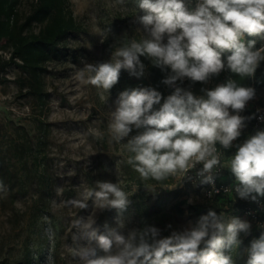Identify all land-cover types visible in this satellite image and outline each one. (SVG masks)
<instances>
[{
    "label": "clouds",
    "instance_id": "9594fccd",
    "mask_svg": "<svg viewBox=\"0 0 264 264\" xmlns=\"http://www.w3.org/2000/svg\"><path fill=\"white\" fill-rule=\"evenodd\" d=\"M135 6L144 13L136 17L143 27L142 39L121 44L114 61L86 64L82 73L89 74L88 84L110 94L121 70L137 78L145 75L140 59L145 57L166 73L161 83L172 91L167 97L152 87L120 92L107 114L111 139L126 141L132 154L127 163L143 181L155 180L168 190L178 184L169 188L163 181L178 174L186 178L193 170L201 185L214 188L224 167L217 144L224 150L235 148L226 165L235 178L232 191L239 199L259 203L264 198V130L234 144L246 122L257 118L241 115L255 98V89L227 79L214 88H202L203 95L197 96L191 85H181L185 79L206 84L226 69L241 78L254 76L264 62V46L256 48L255 40L245 42L244 36L264 38V0H197L192 10L184 0H135ZM259 119L264 121V116ZM89 200L95 210L115 209L120 215L115 227L105 223L103 232L95 212L72 221L73 241L87 242L74 250L77 264H235L240 234L251 231L248 221L210 208L182 228L166 225L167 236L149 224L125 234L128 221L123 213L131 201L119 183L97 181L80 199L65 203L83 210ZM247 257L246 264H264V232L250 242ZM46 264H54L50 253Z\"/></svg>",
    "mask_w": 264,
    "mask_h": 264
},
{
    "label": "rangeland",
    "instance_id": "374dc122",
    "mask_svg": "<svg viewBox=\"0 0 264 264\" xmlns=\"http://www.w3.org/2000/svg\"><path fill=\"white\" fill-rule=\"evenodd\" d=\"M22 2L23 12L30 0ZM69 3L80 28L66 36L58 55L44 65L41 98L28 93L25 75L9 62V50L0 40V181L4 185L0 191V262L21 259L26 245L33 264H46L49 253L54 264H77L74 250L87 242L73 241L72 221L95 212L103 232V225L115 227L120 215L115 209L95 210L91 200L83 210L65 203L80 199L97 181L119 183L128 194L125 234L143 227L140 190L127 163L132 154L126 141L115 142L108 130L107 114L129 73L121 70L109 94L88 84L89 74L82 70L89 63L114 61L121 44L142 39L143 27L136 17L144 13L136 8L135 0H125L123 5L119 0ZM24 139L33 146L41 143L40 165H34L35 151L33 155L20 152ZM179 198H192L193 203L207 200L192 185L181 189ZM98 254L103 255L99 250Z\"/></svg>",
    "mask_w": 264,
    "mask_h": 264
},
{
    "label": "trees",
    "instance_id": "16d2710c",
    "mask_svg": "<svg viewBox=\"0 0 264 264\" xmlns=\"http://www.w3.org/2000/svg\"><path fill=\"white\" fill-rule=\"evenodd\" d=\"M22 1L0 0V40L4 41V47L9 50V62L15 63L25 75L30 87L28 93L41 98L44 84L42 79L44 65L51 58L58 55L61 42L70 32L78 30L80 24L73 16L69 0H30L29 7L23 12L21 10ZM33 25H38V29L34 30ZM244 40L245 42L255 40L256 48L264 46V40H261L260 36L250 37L245 34ZM228 54L225 53L223 59L226 60ZM140 59L146 66L145 75L137 78L127 74L122 80L124 90L136 87H152L161 92L163 97H167L172 89L161 83L166 73L153 67L147 58L141 57ZM227 79H233L241 86L252 87L256 91L251 106L244 112L245 117H251L254 114V106L264 105V62H261L252 77L241 78L226 69L206 84L200 82L192 84L191 81L185 79L181 86L189 87L191 85L193 93L199 96L203 95L202 88H214L218 84L226 82ZM161 103H163V100ZM154 107L158 109L159 105ZM257 130H264V126L256 128L254 118L250 119L246 122L242 136L247 139L250 135L255 134ZM40 144L38 142L36 146H33L27 139L22 140L19 144L20 152L32 154L35 151L34 155L32 154L35 166L40 165L42 160L38 156L41 153ZM234 152L235 148L222 149V163L224 165L222 179L227 183L235 182V178L226 166ZM130 177L140 190L138 193V209L141 213L142 225L149 224L160 228L162 236L170 234V230L166 229V225L171 224L173 229H176L177 226L185 225L187 221L206 214L210 208L218 214L223 212L226 217L234 216L248 221L251 224L250 234H240L242 244L237 252L233 253L235 264H246L247 249L250 242L259 238L261 233L264 232V228H258L256 223L245 214L244 202L235 200L230 194H218L205 202L188 204L186 199L179 198L181 191L179 188L162 189L161 184L155 180L143 181L133 168H131ZM172 182L173 177H170L162 183L168 186ZM261 219L264 220V212L261 213ZM225 254H228L227 251ZM0 263L33 264V260L28 246L25 245V252L21 259L13 263L2 260Z\"/></svg>",
    "mask_w": 264,
    "mask_h": 264
},
{
    "label": "built area",
    "instance_id": "2783aa9c",
    "mask_svg": "<svg viewBox=\"0 0 264 264\" xmlns=\"http://www.w3.org/2000/svg\"><path fill=\"white\" fill-rule=\"evenodd\" d=\"M184 2L186 4V6L190 10H192L195 8L197 0H184ZM191 90H192V87H191ZM252 102H253L252 100L248 102L245 110L251 106ZM257 109H260L261 111L259 113H257ZM245 110L243 112H241V115L244 116ZM254 114L257 115V118H254V126L256 128L264 126V121L259 119L260 116H264V105L254 106ZM244 129L242 130V133H243ZM245 139L246 138H244L241 134V136L238 138V140L234 141V144L237 142L242 143ZM217 149L220 153H222V148L219 146V144H217ZM221 164L223 165L222 155H221ZM199 167H200V165H197V168H199ZM222 172H223V170L221 171L220 175L216 178L214 188L212 185H201L199 183V181L195 178V170L190 171L186 178H184L183 174H178L177 176L173 177L174 178L173 182L168 186L166 184V186L171 188L173 185L178 184L177 187H175V188L184 189L185 187L192 185V186L199 188L201 190L205 199H211L218 194H230L233 196V198L235 200H240V201L244 202L245 214L253 222L256 223L258 228H261V229L264 228V220L261 219V213L264 212V198H260L259 203H254V202H251L249 200L239 199L238 197L235 196V193L232 191V186L235 184V182H233V183L224 182V180L222 179ZM226 189H227V191H226ZM210 193H211V195H209Z\"/></svg>",
    "mask_w": 264,
    "mask_h": 264
},
{
    "label": "crops",
    "instance_id": "0c3cea01",
    "mask_svg": "<svg viewBox=\"0 0 264 264\" xmlns=\"http://www.w3.org/2000/svg\"><path fill=\"white\" fill-rule=\"evenodd\" d=\"M261 38V40H264V38H262V37H260Z\"/></svg>",
    "mask_w": 264,
    "mask_h": 264
}]
</instances>
